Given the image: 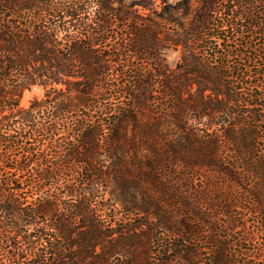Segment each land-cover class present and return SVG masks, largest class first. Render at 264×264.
<instances>
[{
  "label": "trees",
  "instance_id": "trees-1",
  "mask_svg": "<svg viewBox=\"0 0 264 264\" xmlns=\"http://www.w3.org/2000/svg\"><path fill=\"white\" fill-rule=\"evenodd\" d=\"M0 264H264V0H0Z\"/></svg>",
  "mask_w": 264,
  "mask_h": 264
},
{
  "label": "rangeland",
  "instance_id": "rangeland-1",
  "mask_svg": "<svg viewBox=\"0 0 264 264\" xmlns=\"http://www.w3.org/2000/svg\"><path fill=\"white\" fill-rule=\"evenodd\" d=\"M162 0H157V3H161ZM170 1H175V0H170ZM180 51L174 48H169L166 49L165 51V57H166V61L168 63L169 66L174 67L177 62L180 60ZM44 94V89L40 86H34L31 89H27L24 93V95L22 96L21 99V104L22 105H28L30 103V101L35 98V97H40ZM107 196L110 197V194L107 193ZM114 202H116L117 206H120V203L118 200L115 201V199H112ZM238 236V234L236 233L233 238L235 239V237ZM242 245H236V247H238V250L240 251Z\"/></svg>",
  "mask_w": 264,
  "mask_h": 264
}]
</instances>
